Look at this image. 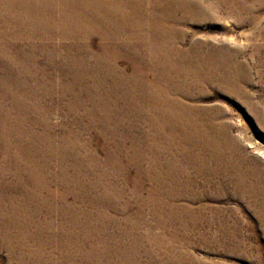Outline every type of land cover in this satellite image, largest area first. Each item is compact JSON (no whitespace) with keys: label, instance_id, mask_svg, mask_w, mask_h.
I'll return each instance as SVG.
<instances>
[{"label":"rangeland","instance_id":"374dc122","mask_svg":"<svg viewBox=\"0 0 264 264\" xmlns=\"http://www.w3.org/2000/svg\"><path fill=\"white\" fill-rule=\"evenodd\" d=\"M0 264H264V0H0Z\"/></svg>","mask_w":264,"mask_h":264},{"label":"bare ground","instance_id":"6f19581e","mask_svg":"<svg viewBox=\"0 0 264 264\" xmlns=\"http://www.w3.org/2000/svg\"><path fill=\"white\" fill-rule=\"evenodd\" d=\"M97 19V18H96Z\"/></svg>","mask_w":264,"mask_h":264}]
</instances>
